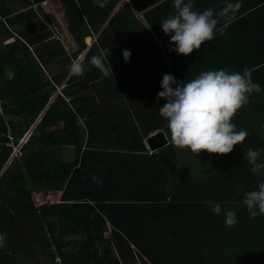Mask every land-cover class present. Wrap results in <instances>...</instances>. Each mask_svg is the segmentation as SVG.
Instances as JSON below:
<instances>
[{"label":"trees","instance_id":"1","mask_svg":"<svg viewBox=\"0 0 264 264\" xmlns=\"http://www.w3.org/2000/svg\"><path fill=\"white\" fill-rule=\"evenodd\" d=\"M43 1L0 0V264H264V215L251 218L242 203L264 180L244 158L264 149V0L241 4L218 25L225 34L188 56L170 50L158 24L170 0L147 15L165 50L139 30L129 2L111 20L113 36L89 45L108 12L95 0H62L77 44L68 59L86 51L83 77L55 66L66 47L54 42ZM137 29L151 40L149 58L144 43L128 40ZM113 46L130 61L109 57L112 76L88 70L92 55ZM222 68L248 69L261 87L233 121L249 133L244 144L227 155L196 157L173 144L152 152L150 134L164 130L171 140L159 114L167 101L157 98L163 75L187 82ZM57 117L64 126L43 133ZM33 191H42L40 203ZM52 191L59 200L47 199Z\"/></svg>","mask_w":264,"mask_h":264},{"label":"clouds","instance_id":"2","mask_svg":"<svg viewBox=\"0 0 264 264\" xmlns=\"http://www.w3.org/2000/svg\"><path fill=\"white\" fill-rule=\"evenodd\" d=\"M95 2L102 8L106 0ZM173 8L174 12L163 19L160 25L163 32L170 37V43L175 45L170 50L188 56L194 50L201 49L205 42L213 41L217 31H220L221 35L225 34L222 29H218L219 18L225 17L229 11L234 12L238 5L229 4L220 12L211 8L200 12L194 10L193 0H174ZM131 55L129 50H123L126 63L130 61ZM88 63V70L94 67L104 76L113 75L106 50L92 55ZM69 73L83 77L85 67L81 62L74 60L69 65ZM161 88L157 98L165 99L167 103L159 108V114L167 122L171 143L175 148L189 150L197 157L205 151L209 154H231L237 144H244L249 133L243 129L237 130L233 121L238 112L249 103L251 94L261 91L260 85L253 82L248 69H244L242 73L223 68L203 71L187 82L177 80L171 74H164ZM261 152H264V149L249 148L247 153H244V158L252 166L253 174H260L261 170H264V163H258ZM93 180L102 184L95 176ZM206 203L215 214L221 213L219 203ZM242 203L251 218L264 215V180L257 183L256 190L244 192ZM224 215L226 226H235V210H228ZM4 242L5 237L0 234V247Z\"/></svg>","mask_w":264,"mask_h":264},{"label":"crops","instance_id":"3","mask_svg":"<svg viewBox=\"0 0 264 264\" xmlns=\"http://www.w3.org/2000/svg\"><path fill=\"white\" fill-rule=\"evenodd\" d=\"M151 1H155V2L153 4H151ZM168 1L169 0H106L104 9L108 12V17L100 25V27H99L98 30H94L93 29L92 35L86 37L87 43L89 45L92 44L93 37H94V39L96 37V40H97V37L102 32L105 33L104 34L105 37H107V38L110 39L113 36V32L110 30L111 20L116 16V14L123 7V5L126 2H129L131 4V6H132V9H133V11H134L137 19L139 20V22H138L139 30L140 31L141 30L144 31V26H145L149 30V32L152 33V35L155 37V39L161 45V47L163 48V50H165L164 42L165 41H168V43H170V37L168 35H166V40L163 41V39L160 38L157 35V33L155 32V30L152 28L150 22L148 21L147 15L151 11V8L152 7L157 6L160 3H162V2H168ZM170 1H171V4H168V3H165L164 4V11L165 12H162L163 16H162L161 21L163 19H165L170 13H173L174 12V8H173V2H174V0H170ZM246 1H249V0H193V4H194V10H197V11H200V12L204 11L205 9H209V8L213 9L215 12H220L221 10H224L225 8H227V6L229 4H231L233 6H237L238 5V7H239V6H241V4L242 5L247 4ZM45 3H46V0L43 1L42 4L44 5ZM15 5H16V7L18 9L21 8V5H20L19 1H16L15 2ZM64 11H65V5H64ZM231 13H233V11H229L225 17H220L219 18L220 19V23L218 25H224L226 23V18H228ZM65 15H66V13H65ZM66 17H67V15H66ZM68 22H69V20H68ZM160 23H158V24H159L160 28L162 29ZM68 25H69V28H68L69 29V32H70L72 38L74 39V42H76L75 41V38H74V36H73V34L71 33V30H70V23ZM139 30L137 29V32H136L138 34L133 35V37H130L128 40L130 42L132 40L134 42L144 43L145 46L143 45L144 46L143 47L142 45L139 44L138 45V49L141 52L142 51H145L146 52L145 53V56L149 58V57H151V53H150V49H148V44L151 43V40H150V38H149L148 35L139 33ZM88 37H90V40H88ZM170 45L172 47H175V45H173L171 43H170ZM146 48H147V50H146ZM85 52H83L82 55H85ZM121 55H123V50L120 47H114L113 46V48H108L107 57H116V56H121ZM134 69H135V66L130 65V67H129V69L127 71L129 73H131V72H133ZM61 121L62 120L59 117H57V124L55 126L45 127L44 129H47V128L53 129V131H51L50 133H46V134H54L55 130L58 128V126H57L58 123H60ZM63 125H64V122H63ZM145 141H146V138H145ZM170 144H172L171 143V140H170Z\"/></svg>","mask_w":264,"mask_h":264},{"label":"rangeland","instance_id":"4","mask_svg":"<svg viewBox=\"0 0 264 264\" xmlns=\"http://www.w3.org/2000/svg\"><path fill=\"white\" fill-rule=\"evenodd\" d=\"M44 8L46 10L45 16L48 18L50 24L56 29L57 37L55 38L54 42H61L62 45L66 47V51L62 52L60 56L58 57L57 65L61 70L66 71L69 67V65L73 62L69 58V53L71 50H73L75 47H77L76 42H74V39L72 38L70 32H69V22L65 15L64 11V4L61 0H46V3L44 4ZM90 40V39H89ZM95 41L94 37L93 40ZM79 58L78 60L75 59V61L80 62ZM58 128L63 127V120L58 123ZM53 131L51 128H47L42 130L43 133H50ZM33 195L36 197L37 202L40 203L42 195V191H33ZM60 259L58 258V261Z\"/></svg>","mask_w":264,"mask_h":264},{"label":"water","instance_id":"5","mask_svg":"<svg viewBox=\"0 0 264 264\" xmlns=\"http://www.w3.org/2000/svg\"><path fill=\"white\" fill-rule=\"evenodd\" d=\"M84 55L81 54L79 58H83ZM146 143L148 147L151 149L152 152H155L161 148H164L170 144L169 137L164 132V130L156 131L152 134H150L146 138Z\"/></svg>","mask_w":264,"mask_h":264},{"label":"built area","instance_id":"6","mask_svg":"<svg viewBox=\"0 0 264 264\" xmlns=\"http://www.w3.org/2000/svg\"><path fill=\"white\" fill-rule=\"evenodd\" d=\"M95 40H96V37H95ZM46 196L48 200H50L51 202H55L59 200L60 194L57 191H52V192H47Z\"/></svg>","mask_w":264,"mask_h":264}]
</instances>
